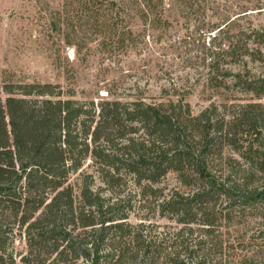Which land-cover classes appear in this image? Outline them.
Segmentation results:
<instances>
[{
  "label": "trees",
  "instance_id": "obj_1",
  "mask_svg": "<svg viewBox=\"0 0 264 264\" xmlns=\"http://www.w3.org/2000/svg\"><path fill=\"white\" fill-rule=\"evenodd\" d=\"M146 1L99 3L113 13ZM228 40L209 53L215 88L226 86L220 55L264 60V25ZM233 76L264 97V74ZM2 91L0 264H264L262 103L195 113L180 100L74 99L52 82ZM133 200L143 219L169 223H130Z\"/></svg>",
  "mask_w": 264,
  "mask_h": 264
},
{
  "label": "rangeland",
  "instance_id": "obj_2",
  "mask_svg": "<svg viewBox=\"0 0 264 264\" xmlns=\"http://www.w3.org/2000/svg\"><path fill=\"white\" fill-rule=\"evenodd\" d=\"M99 1L0 0V86L52 82L74 99L180 100L195 113L212 102L264 105V97L242 89L233 76L264 74V60L238 56L231 63L220 55L216 79L225 78L223 88L210 84L208 66L214 47L241 34L246 39L264 25V0H147L113 13ZM134 201L130 223H169L159 216L143 219L146 213ZM25 250L17 240L14 251Z\"/></svg>",
  "mask_w": 264,
  "mask_h": 264
}]
</instances>
